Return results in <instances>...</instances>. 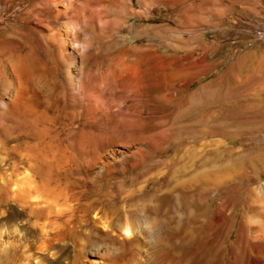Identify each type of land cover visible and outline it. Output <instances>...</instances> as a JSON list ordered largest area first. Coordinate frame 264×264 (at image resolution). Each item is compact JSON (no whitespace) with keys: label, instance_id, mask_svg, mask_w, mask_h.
<instances>
[{"label":"rangeland","instance_id":"obj_1","mask_svg":"<svg viewBox=\"0 0 264 264\" xmlns=\"http://www.w3.org/2000/svg\"><path fill=\"white\" fill-rule=\"evenodd\" d=\"M255 29L264 0H0V219L44 225L66 261L87 233L81 264H159L163 220L194 229V264H264ZM74 37L88 94L63 90Z\"/></svg>","mask_w":264,"mask_h":264},{"label":"bare ground","instance_id":"obj_2","mask_svg":"<svg viewBox=\"0 0 264 264\" xmlns=\"http://www.w3.org/2000/svg\"><path fill=\"white\" fill-rule=\"evenodd\" d=\"M80 11H82V10L80 9ZM77 17H79V16H77ZM87 20H89V18ZM80 22H83V21H80ZM84 40H79V38L77 39V38L74 37V38H72L70 40V43L68 42L69 43L68 48L65 47V48H67L66 49L67 50L66 51L67 52L66 55H67V58L69 60V66H68L69 69H68V75L66 76L67 78H66V80L64 79L65 80V83L63 85V90L65 89L66 92H68V93H70L72 95H75V94H78V95L79 94L80 95L81 94H86L87 92H89L92 89V88H89V86L87 87L84 84V76H83L84 72L82 71V68H83L82 66H81L82 68H79L78 73L73 74L74 71L73 72L71 71V67L74 66V65L75 66L77 65V61L79 60V56L81 54L80 51L85 48V41ZM64 43H65V41H64ZM56 86H58V85L56 84ZM52 90H53V88H52ZM240 157L242 158V156H240ZM236 159H237V157H236ZM245 159L242 160V162L244 161V163L247 164V161L248 160L247 159L245 160ZM237 161H239V160L237 159ZM253 167H254V165H253ZM204 186H209V185H204ZM210 186H211V184H210ZM208 188H210V187H208ZM19 198H20V196L18 197V199ZM25 202H27V201H24V203ZM196 202H198V201H196ZM191 205H193V204H191ZM191 205H189V207L185 211V215H187L188 220H189V218H191L193 216V213H192L193 211H192V206ZM160 206L157 209L155 208V210L159 211V209L161 208ZM195 206H196L197 209H200V205L199 206L198 205H195ZM29 207L31 208L30 209L31 211H34L33 210V207H32V204H30ZM147 207L148 206L146 205V208ZM152 208L153 207H150V209L148 208L150 212L153 211ZM197 209H196V211L198 213V210ZM209 211H210V209H208V212ZM197 213H196L195 217L197 216ZM200 214H202V213L200 212ZM169 223H167L165 220L158 221L157 222V225L160 228L159 230H161L160 235H159L160 241L159 242L156 241L157 244H154V250L152 252V255L154 254L156 256L157 255V252H159V253L161 252V255L163 256L162 258H164V260L162 259V261H164L162 264H165V261H167L168 259L170 260V264H194L193 263L194 258L191 257L192 253L190 255V253L188 251L189 249L188 250L186 249V248H188V245H191L189 243V241H191L194 238V235H195L194 234V229L193 228L191 229L190 227H188V230L189 229H191V230L185 231L187 233H186L185 237L183 236V238L180 239L181 240L180 241L181 244H180V242L179 243L177 242L179 240L172 239V236H174V235L172 234V236H171V230H172V228L170 226L171 223L170 224ZM193 225H194V223H193ZM202 225H204V223ZM21 226L22 225L19 222H13L10 225L6 221L0 219V230L6 229L5 234L2 237H0V264H81V257L85 254L86 249H87V246L89 245V243L90 244L93 243V241L91 240V238L89 237V235L87 233L77 234L76 236L70 237L71 242H72V246H73V252H74L73 256H74V258L71 261H66L62 257H52V256H54V254L56 252H58V251L59 252L62 251L63 253L69 252L70 251V248H69L70 246L66 245L67 247H64V248H62L60 250L55 249L56 247H55V245L52 242H54V240H57L58 238H54V236L53 237L48 236V234L44 230V225L43 226H39V228H38V223L35 221V222H33L31 224V227L28 229L29 231L27 229L22 228ZM131 227H132V225H131ZM178 227H179V225H178ZM180 229H182V228H180ZM125 230H126V233H130L129 226H127L125 228ZM25 231H27V232L25 233ZM146 231H147V229H146ZM196 231H197V229H196ZM176 232H177V230H176ZM176 232H175V235H176ZM173 233H174V230H173ZM197 234H198V232H197ZM71 236H72V234H71ZM109 236L110 235H108V237ZM67 237H69V234L66 235L62 239L63 240L64 239H68ZM110 238H112L113 240H116L114 237H111L110 236ZM231 238H232L231 237V232H229V234H227V236H225L223 238V241L221 242V245L226 246V247L229 246V241H230ZM29 239L34 242L33 244L37 248L36 251H34V249L31 246H29V243H27ZM116 242H117V240H116ZM217 243L218 242H216V244ZM216 244H214V247L216 246ZM31 245H32V243H31ZM88 253L89 254H92V255H95L96 254L95 250L93 252L90 251ZM214 253H213V256H214ZM49 254H52V255H50L51 257L49 256ZM120 254L121 253H114V254H112L111 257H110V261L111 262L110 263H107V260H106V262H103V264H118L119 262H117V259L119 258V256H121ZM161 255L158 254V256H160V257H161ZM205 258H207V256ZM212 258H211V260H212ZM224 259L227 262H229L232 259V257L228 253V254H225L224 255ZM201 260L203 261L202 258H201ZM162 261H160L159 264H161ZM157 262H156V264H158ZM209 262L211 263V261H209ZM167 263H169V262H167ZM203 264H206V263H203Z\"/></svg>","mask_w":264,"mask_h":264},{"label":"built area","instance_id":"obj_3","mask_svg":"<svg viewBox=\"0 0 264 264\" xmlns=\"http://www.w3.org/2000/svg\"><path fill=\"white\" fill-rule=\"evenodd\" d=\"M253 32H255L254 35H256L257 38L261 37L264 34V32L262 33V30L260 29H255Z\"/></svg>","mask_w":264,"mask_h":264},{"label":"clouds","instance_id":"obj_4","mask_svg":"<svg viewBox=\"0 0 264 264\" xmlns=\"http://www.w3.org/2000/svg\"><path fill=\"white\" fill-rule=\"evenodd\" d=\"M5 232H6V229L0 230V237H2L5 234Z\"/></svg>","mask_w":264,"mask_h":264}]
</instances>
